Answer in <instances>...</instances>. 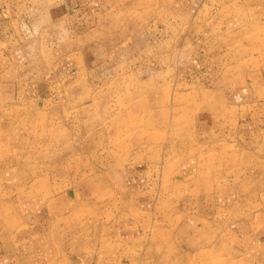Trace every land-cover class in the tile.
Returning <instances> with one entry per match:
<instances>
[{
  "label": "rangeland",
  "instance_id": "rangeland-1",
  "mask_svg": "<svg viewBox=\"0 0 264 264\" xmlns=\"http://www.w3.org/2000/svg\"><path fill=\"white\" fill-rule=\"evenodd\" d=\"M230 1L200 0L190 19L211 22L205 29L211 46L237 40V69L224 45L205 56L184 27L174 33L176 50L161 51L158 59L142 49L139 62L104 61L95 45L87 66L57 70L59 85L50 82L58 79L48 64L37 68L34 61L33 72L19 70L25 90L46 95L31 105L14 101L32 115L13 116L7 132L13 147L1 149L8 153L3 160L55 187L53 208L76 205L75 215L64 211L61 218L78 230L83 243L75 256L83 264H264V1L251 3V15L232 29L224 18L229 10L221 9ZM169 6L158 10L164 18ZM166 36L158 22L150 39L165 42ZM232 71L248 82L220 84ZM38 109L46 114L33 115ZM229 203L228 212L218 210ZM107 227L109 251H99ZM31 252L8 255L9 264H68L70 251L39 260L31 259L39 251Z\"/></svg>",
  "mask_w": 264,
  "mask_h": 264
},
{
  "label": "crops",
  "instance_id": "crops-1",
  "mask_svg": "<svg viewBox=\"0 0 264 264\" xmlns=\"http://www.w3.org/2000/svg\"><path fill=\"white\" fill-rule=\"evenodd\" d=\"M260 1L245 0L244 11L237 5L238 2H242L241 0H231L222 7V10H229L224 18L227 22L231 19L230 28L231 26L235 28V25L238 27L242 19L251 15L248 8L251 3ZM199 2L200 0H0V264H9L8 255L25 253L30 249L32 252L39 251L31 259H38V256L47 259L51 253L55 255V259H58L57 255L60 259L61 253L67 254L70 251L65 258L68 264L86 262L84 257H81L84 260L82 261L75 256L78 246H82L83 243L79 244L78 230L76 231L75 227L72 229V222L64 225L63 221L68 220L61 218L64 211L70 212L72 216L76 205L70 209H67V205L53 208L52 203L56 205L59 196L55 187H47L46 183L38 180L33 181L28 168L20 169L13 166V161L3 160L7 158L8 153L1 149L13 147L7 137V132L13 131L15 126L13 116L23 110L26 111L22 112L24 115H32V108L17 107L14 101L23 100L21 105H27L30 101H39L46 95L43 92L25 90L23 85H26L27 81L26 78H22L23 74H20L19 70L26 67L34 68V61L40 63L37 68L48 64L58 79L50 82L59 85L60 77L57 70L60 73L62 70L73 73L80 62H82L80 66H87V56L94 52L95 45L104 53V61L131 59L132 62H139L142 49L147 50L143 51L147 58L151 56L158 59L159 52L176 50L173 45L177 40L174 33L179 35L181 28L184 27L192 30L189 37L197 38L196 44L201 45L205 56L213 57L211 52L216 49L219 52L224 45L229 49L224 56L229 57L228 61L236 62L237 69L240 60L235 52V46L239 45L237 40L230 36L229 43L220 47L211 46L209 38L205 36V29L210 28L211 22L196 17L190 19L194 13L192 5ZM165 4L170 6L167 17L164 18L158 10ZM158 22L170 36L165 37L163 40L165 42L153 43L150 37L157 32ZM224 29L231 31L232 28ZM215 37L218 41L225 39L220 35ZM182 43L186 47L190 46V40ZM162 44H166L167 47L161 48ZM229 67L232 68L234 65L231 64ZM34 70L35 68L31 71ZM232 73L233 71L228 76V81H222L220 84L228 82L226 84L233 85L242 83L241 80L246 83L249 80V76L236 80L238 77H232ZM14 75L16 77L13 79ZM221 75L223 76L222 71ZM252 82L255 81L252 79ZM57 95L54 94L55 97ZM76 95L73 98L70 96V100H76ZM85 95L87 99L91 97L87 92ZM91 98L95 100L94 97ZM88 108L91 107L83 106L81 111L90 114ZM43 113L46 114L43 109H38L33 115L40 116ZM69 114H72V111ZM186 165L191 169L193 162ZM18 172H21V175H18ZM21 179H25L27 184L21 185ZM217 201L215 203L221 205L220 201ZM229 206L231 203L225 209L218 210L222 209V212L226 213ZM207 208L209 209L206 204L202 211L205 212ZM93 222L94 218L87 221L90 223L87 225L88 232L95 229ZM194 226L197 228L196 223ZM109 231V227L105 231L102 229L101 237L97 240V246H101L99 251H109L111 238ZM92 246L94 248L96 245ZM88 247L90 245L85 248Z\"/></svg>",
  "mask_w": 264,
  "mask_h": 264
}]
</instances>
